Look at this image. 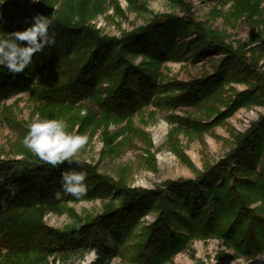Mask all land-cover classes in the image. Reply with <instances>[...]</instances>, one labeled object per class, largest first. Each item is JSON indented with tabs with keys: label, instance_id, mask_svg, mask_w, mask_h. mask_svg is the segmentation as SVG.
<instances>
[{
	"label": "trees",
	"instance_id": "obj_1",
	"mask_svg": "<svg viewBox=\"0 0 264 264\" xmlns=\"http://www.w3.org/2000/svg\"><path fill=\"white\" fill-rule=\"evenodd\" d=\"M0 13L15 0H4ZM232 2V14L261 27L256 36L264 46V0H209ZM44 2V1H43ZM101 0H65L57 13L35 7L17 31L31 26L37 14L49 16L56 42L36 54L22 74L0 65V104L28 93L37 110L50 119L73 124L72 110L87 104L91 109L76 124L77 134L109 122L131 119L143 108H203L209 116L222 104L224 87L245 83L247 89L224 103L225 111L210 122L174 117L178 128L202 134L239 107L264 106V75L247 62L243 44L225 45L220 34L192 19L189 7L182 17L154 14L143 26L120 38L99 34L89 21L102 8ZM7 6V7H6ZM257 17L255 20L253 17ZM28 23H24L25 21ZM252 53V54H253ZM222 54L212 74L188 82L161 81L160 66L168 61H199ZM140 57L138 64L131 59ZM44 75L54 79L43 83ZM114 153L113 150H111ZM20 159H0V246L7 250L5 264H52L74 255L82 259L95 249L98 258L89 264H109L118 258L126 264H168L190 242L216 238L236 256H257L264 251V116L215 165L194 179L166 180L154 189L131 188L122 177L115 180L98 173L97 165L76 158L53 168L25 147ZM88 173L86 200L100 199L101 212L78 217L62 229L47 227L43 217L59 213L73 197L61 200V172ZM259 202V207L251 208ZM153 215L150 222L144 218Z\"/></svg>",
	"mask_w": 264,
	"mask_h": 264
},
{
	"label": "rangeland",
	"instance_id": "obj_2",
	"mask_svg": "<svg viewBox=\"0 0 264 264\" xmlns=\"http://www.w3.org/2000/svg\"><path fill=\"white\" fill-rule=\"evenodd\" d=\"M44 1V2H43ZM101 12L97 13L89 24L98 30L99 34L120 38L123 33L143 26L154 14H172L182 17L184 9L189 7L192 19L205 28L220 34L225 45L237 49L243 44V51L254 49L245 56L250 62V56L256 61L253 68L257 74L264 75V46L256 35L261 27L252 25L246 18H237L232 14V2L217 3L209 0H101ZM65 0H15L7 9L1 11L0 36L3 33L17 31L21 20L29 13H34L35 7H42L55 14ZM0 0L1 5H5ZM264 2L259 9L263 10ZM257 17H253L255 20ZM223 55L203 57L199 61L185 59L179 62L168 61L159 68L161 81L188 82L201 76L212 74L213 67L222 59ZM140 57L132 58L136 65ZM54 79L44 75L43 83H53ZM247 89L245 83H229L224 87L222 104H217V113L225 111L224 103L234 100V94ZM38 104L28 93H22L0 104V159H20L17 152L24 146V138L29 125L37 113ZM91 109L87 104H81L72 110L77 120L71 124L68 116L64 120L69 131L77 133V122ZM95 111V109H91ZM253 112V116L245 124L244 113ZM217 113L207 115L203 108L180 107L167 110L148 106L131 119L122 122H109L107 126L89 128L82 134L88 135V143L75 157L77 160L90 165H97L98 173L113 179L122 177L131 188L154 189L166 180L178 181L194 179L196 174L205 167L215 165L224 158L231 149L234 138L244 134L250 127L264 116V106L251 105L239 107L220 123L214 125L202 134L182 131L173 122L174 117L188 118L206 123L215 118ZM114 151V153L111 152ZM88 206L78 203H67L59 213H47L43 222L47 227L62 229L71 223L69 214L80 218L94 216L101 212L102 201L90 200ZM259 202L253 203L251 208L259 207ZM153 215L144 218L150 222ZM7 250L0 246V264H5L4 254ZM91 251L82 259L72 255L64 262L58 258H49L52 264H89L94 260ZM109 264H126L118 258ZM168 264H264V251L257 256L239 257L233 249L227 247L222 240L209 238L192 241L188 247Z\"/></svg>",
	"mask_w": 264,
	"mask_h": 264
},
{
	"label": "clouds",
	"instance_id": "obj_3",
	"mask_svg": "<svg viewBox=\"0 0 264 264\" xmlns=\"http://www.w3.org/2000/svg\"><path fill=\"white\" fill-rule=\"evenodd\" d=\"M32 2L36 3L38 0ZM24 23L27 24L28 21ZM52 25L53 21L49 16L37 14L32 17L31 26L26 29L3 33V36H0V65L6 67L10 73L22 74L36 54L55 45L56 34L54 31L50 34ZM23 143L42 162L55 168L65 162L71 163L87 145L88 135L69 131L64 119L42 118L37 113L29 125ZM87 181L88 173L85 170L62 171L61 189L54 193V198L61 200L70 196L74 198L68 201L70 204L90 205L92 201L84 199L88 193ZM90 254L98 258L95 249L91 250Z\"/></svg>",
	"mask_w": 264,
	"mask_h": 264
},
{
	"label": "built area",
	"instance_id": "obj_4",
	"mask_svg": "<svg viewBox=\"0 0 264 264\" xmlns=\"http://www.w3.org/2000/svg\"><path fill=\"white\" fill-rule=\"evenodd\" d=\"M253 116V112L252 111H248L247 113H244V119L245 121H243L245 124H248V122L250 121V119Z\"/></svg>",
	"mask_w": 264,
	"mask_h": 264
}]
</instances>
